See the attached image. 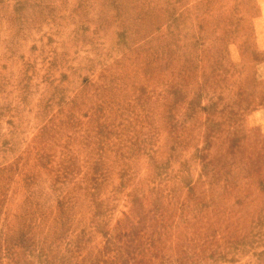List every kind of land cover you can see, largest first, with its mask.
<instances>
[{"label": "rangeland", "instance_id": "1", "mask_svg": "<svg viewBox=\"0 0 264 264\" xmlns=\"http://www.w3.org/2000/svg\"><path fill=\"white\" fill-rule=\"evenodd\" d=\"M0 264H264V0H0Z\"/></svg>", "mask_w": 264, "mask_h": 264}]
</instances>
